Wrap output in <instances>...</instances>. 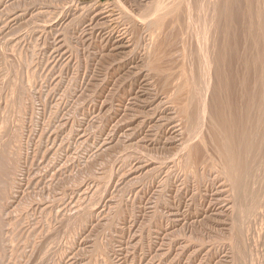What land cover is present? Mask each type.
<instances>
[{"label": "rangeland", "instance_id": "374dc122", "mask_svg": "<svg viewBox=\"0 0 264 264\" xmlns=\"http://www.w3.org/2000/svg\"><path fill=\"white\" fill-rule=\"evenodd\" d=\"M152 1L0 0V150L7 144L10 155L19 152L10 181L16 190L8 183L1 202L3 216L10 210L7 218L0 214L8 241L3 264H29L30 253L35 264L242 263L230 244L231 198L220 166L189 172L176 151L198 126L207 136L206 122H214L206 109L198 125L207 12L192 8L194 37L188 23L186 36L178 37L169 15L157 29L153 44L164 46L159 63L185 81L173 95L183 109L173 111L161 77L147 66L141 15ZM209 154L217 162L211 144ZM12 217L20 220L16 228ZM258 221L246 241L254 264H264V222ZM28 229L35 235L26 240Z\"/></svg>", "mask_w": 264, "mask_h": 264}, {"label": "bare ground", "instance_id": "6f19581e", "mask_svg": "<svg viewBox=\"0 0 264 264\" xmlns=\"http://www.w3.org/2000/svg\"><path fill=\"white\" fill-rule=\"evenodd\" d=\"M211 1L215 0H153V3H151L150 5L149 3H147L148 6L145 5L147 6L145 9L147 11L146 13H144L145 15H143V17L141 15V18L142 20L144 19L142 21V24L144 23L143 25H145V28L143 27V25L142 27L146 30L149 41H147L148 44L146 43L147 45L145 47V50H147V52L143 51V47L142 51L148 53L149 61L147 66L149 67V69L153 70L154 74L160 76L162 79L161 86L162 88L166 89V91L164 92L165 97L162 98L168 104L167 106H169L173 111L178 110L176 105H178L180 109H183V105L180 101H178L179 98H174L173 95L179 90L181 86L184 85L185 81L181 84L179 76L175 75L172 66H168V63L165 64L167 66L159 63V61L162 62L161 59L164 56V46L162 45V49L160 45H157L158 47L156 45L154 46L153 42L155 40V37L156 39L157 37H159L157 29H160V27L165 25V23L163 24L164 19H168L166 18V15H169L173 23L177 24V36L183 39L186 36L187 23L189 32H192L193 30V21L191 19L192 8H200L201 10L207 12L206 18L208 24V32L206 31L207 33L205 32L206 34H204L203 36V45L199 51L203 66L207 70V80L206 91L204 94V109L201 113V119L199 120L198 125L203 124L206 109L208 115L214 119V122L211 125L209 121L206 122L207 136L201 134L202 131L198 126L197 129H194V132L191 135H188L183 139L181 138V147L176 151L183 152V161L181 159V163L183 162V165L189 169V172H194L192 169L198 168V166L200 165H202L203 167L207 165L214 166L216 164L220 166V172L224 176L225 182L228 185V197L231 198V201H229L230 209L228 208L231 215V221L227 223L229 225V228L227 229L232 235L230 244L233 247V252L235 249L237 253L241 255L240 257H243V255H245L244 258H246V264H254L252 260V250L248 248V246L250 245L247 244L250 238H248L249 240L246 241V233L252 231L250 229L255 227V224H257V220H259L258 222H260V224H263L264 222V0H217L216 2H213L214 4H212ZM254 2L256 3L255 5ZM209 4H212V6ZM122 11L124 13L123 9ZM134 15L136 14H133V16ZM110 16L111 14L109 13V15H105L104 17L109 18ZM190 27L192 30H190ZM193 35L194 33L191 34L192 37H194ZM192 37H190V40L192 39ZM138 38L139 37H137V41ZM139 42L141 41H138V44ZM160 43L164 44L163 41H160ZM185 43H183V50H185L186 47ZM157 44H159V42ZM143 45L145 44L143 43ZM150 46H152L153 50L152 48L149 49ZM184 73L185 63L183 62L180 67V74L183 75ZM210 80L212 81V83L210 82ZM209 83L211 84L210 89ZM207 92H209V94ZM194 138H196L195 140H198V144H196V141H193ZM189 142H192V144L187 147V144ZM210 144L214 146V151L218 155L217 162H214L210 157ZM6 146L9 148L7 144ZM6 146L0 150V214L5 218H7L6 215L10 210H7L8 212L6 211V215L3 216L4 214L2 213L4 212H2V209L4 207L2 208V204L4 202L2 200H4V198H6V196L10 194L8 183H10L11 180H15V177L13 178V176L14 173L16 174L18 171L17 170L15 172L16 166H18L16 164V162L18 163V160H16L17 158H15V155H18L19 153H14V156L11 153V156L9 152L13 150V147L15 146L14 144L13 146L11 145L13 148L11 150H9L10 148L8 149ZM17 151L18 150H15V152ZM190 169L192 171H190ZM11 187L13 188V185ZM7 189L9 190L7 191ZM13 189L16 190L15 188ZM13 195L17 194L15 193ZM228 197L227 200H229ZM12 201H14V199H12ZM15 212H17V210H15ZM18 216V218H21L20 215ZM22 218L24 217L22 216ZM22 220L25 221L24 219ZM12 221V224L10 223L11 226L13 225L16 228V226L18 225L17 222L19 223L20 220L18 219V221H15L14 218L16 225H14L15 223ZM28 222L30 221L28 220ZM4 223L5 221L0 218V264H3L4 261H6L5 259L7 256L5 257V255L8 254L6 252V254L4 253L5 245H7L8 243V241L7 243H5L6 241H4L5 239L3 238V230L5 229V227L3 228V226H5ZM253 223L255 224L252 226ZM20 224L23 225L25 223L20 222ZM7 226H9V224H7ZM34 227L35 226L33 224L32 228ZM15 228L14 232L16 231ZM9 232L11 233L12 231L9 230ZM27 232L29 233V229ZM33 232H35V230ZM48 233L47 235L43 234V238H45V236L47 238ZM50 233L52 232L50 231ZM30 234L31 233H29L28 236L26 235V238L24 239L28 240L27 238L32 237V234L34 233H32L31 236ZM38 234L39 236H41L40 233ZM52 234L54 235V233ZM249 234L247 236H249ZM10 235H8V237ZM32 238H34V236ZM26 240L24 242H26L27 244ZM35 241H33L34 244ZM41 241H39L40 243H37V245L40 244V247L44 248L42 247ZM46 241H49L48 238L47 240H43V242L47 243ZM50 241L51 242L49 244L52 243V239H50ZM13 242L15 243V241ZM29 245L31 246V244ZM15 246L10 247L15 248ZM6 247L8 248V245ZM10 247L9 249H11ZM40 247L38 248L40 249ZM33 249L36 250L37 247ZM233 252L232 254H235ZM17 253L18 252H16L15 254ZM21 253L23 254V252ZM37 253L36 255H34L37 256ZM11 254L14 253L11 252ZM31 254L32 253H30L29 259L31 261L30 263H33V261L31 260ZM238 254H235L237 258H235L236 256H234V260L236 259L238 262L241 260V264H244L245 262L243 263V259H240ZM3 259L4 261L2 263ZM13 260L14 259H12V261ZM7 261L9 262V259ZM235 264H240V262H235Z\"/></svg>", "mask_w": 264, "mask_h": 264}]
</instances>
